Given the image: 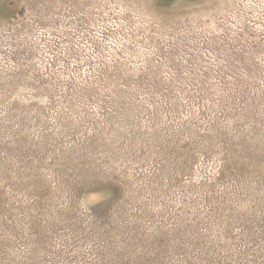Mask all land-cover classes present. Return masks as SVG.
<instances>
[{"label":"rangeland","instance_id":"374dc122","mask_svg":"<svg viewBox=\"0 0 264 264\" xmlns=\"http://www.w3.org/2000/svg\"><path fill=\"white\" fill-rule=\"evenodd\" d=\"M0 264H264V0H0Z\"/></svg>","mask_w":264,"mask_h":264}]
</instances>
